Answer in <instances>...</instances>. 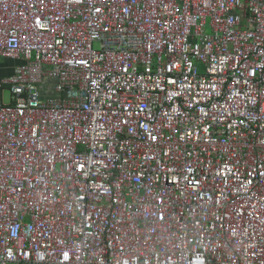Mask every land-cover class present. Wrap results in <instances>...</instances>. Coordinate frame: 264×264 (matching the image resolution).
<instances>
[{
    "label": "built area",
    "instance_id": "1",
    "mask_svg": "<svg viewBox=\"0 0 264 264\" xmlns=\"http://www.w3.org/2000/svg\"><path fill=\"white\" fill-rule=\"evenodd\" d=\"M0 59V264H264V0H0Z\"/></svg>",
    "mask_w": 264,
    "mask_h": 264
},
{
    "label": "crops",
    "instance_id": "2",
    "mask_svg": "<svg viewBox=\"0 0 264 264\" xmlns=\"http://www.w3.org/2000/svg\"><path fill=\"white\" fill-rule=\"evenodd\" d=\"M15 63L16 62L11 59H0V77L11 74Z\"/></svg>",
    "mask_w": 264,
    "mask_h": 264
},
{
    "label": "rangeland",
    "instance_id": "3",
    "mask_svg": "<svg viewBox=\"0 0 264 264\" xmlns=\"http://www.w3.org/2000/svg\"><path fill=\"white\" fill-rule=\"evenodd\" d=\"M95 47H96V48H98V45H97V44H95Z\"/></svg>",
    "mask_w": 264,
    "mask_h": 264
}]
</instances>
